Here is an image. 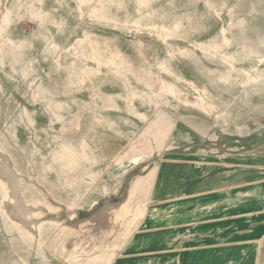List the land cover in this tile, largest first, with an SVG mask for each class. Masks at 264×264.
<instances>
[{
    "label": "rangeland",
    "instance_id": "1",
    "mask_svg": "<svg viewBox=\"0 0 264 264\" xmlns=\"http://www.w3.org/2000/svg\"><path fill=\"white\" fill-rule=\"evenodd\" d=\"M178 155L264 167V0H0V264H106Z\"/></svg>",
    "mask_w": 264,
    "mask_h": 264
},
{
    "label": "crops",
    "instance_id": "2",
    "mask_svg": "<svg viewBox=\"0 0 264 264\" xmlns=\"http://www.w3.org/2000/svg\"><path fill=\"white\" fill-rule=\"evenodd\" d=\"M162 161L143 211L106 264H254L264 238V167L240 157Z\"/></svg>",
    "mask_w": 264,
    "mask_h": 264
}]
</instances>
